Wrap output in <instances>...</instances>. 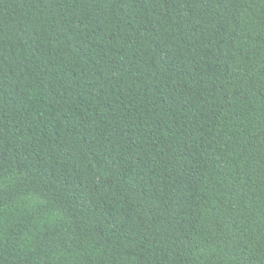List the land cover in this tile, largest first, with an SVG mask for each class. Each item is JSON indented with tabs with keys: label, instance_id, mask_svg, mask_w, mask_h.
<instances>
[{
	"label": "trees",
	"instance_id": "1",
	"mask_svg": "<svg viewBox=\"0 0 264 264\" xmlns=\"http://www.w3.org/2000/svg\"><path fill=\"white\" fill-rule=\"evenodd\" d=\"M0 264H264V0H0Z\"/></svg>",
	"mask_w": 264,
	"mask_h": 264
}]
</instances>
